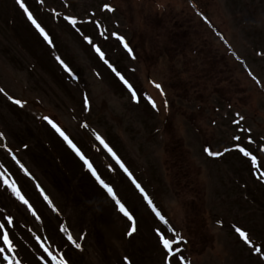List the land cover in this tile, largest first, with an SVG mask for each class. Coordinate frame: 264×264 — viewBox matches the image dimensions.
I'll return each mask as SVG.
<instances>
[{"label":"rangeland","instance_id":"1","mask_svg":"<svg viewBox=\"0 0 264 264\" xmlns=\"http://www.w3.org/2000/svg\"><path fill=\"white\" fill-rule=\"evenodd\" d=\"M262 173L264 0H0V264H264Z\"/></svg>","mask_w":264,"mask_h":264},{"label":"snow or ice","instance_id":"2","mask_svg":"<svg viewBox=\"0 0 264 264\" xmlns=\"http://www.w3.org/2000/svg\"><path fill=\"white\" fill-rule=\"evenodd\" d=\"M19 2H20V0H18V3H19ZM21 7H23V4H21ZM25 11H27V9H25ZM28 18H29L30 20H32V16H31L30 13H29V17H28ZM32 22H33L34 24L36 23L35 20H32ZM72 23L74 24L75 21H72ZM37 27L39 28V25H37ZM40 31H41V34L44 35L45 39H48V36H47V34H45V33L43 32V29H40ZM118 38L121 39V42L123 43V38H120V37H118ZM89 42H91V41H89ZM124 47H125L126 49H128L129 52H131V49L129 48V46H128L127 43H124ZM97 51H99V49H97ZM156 87L159 88L160 86H159V85H156ZM133 95L135 96V93H133ZM14 102H15V103H19V101H14ZM49 123H52V122L49 121ZM52 126H53L54 128H56V131L59 132L60 135L64 136V133H63L58 127H56L55 124H53ZM64 138H65L66 140L68 139L67 136H64ZM97 139H99V137H97ZM69 143H71V141H69ZM101 143H103L102 140H101ZM208 154H209V155H213L211 152H209ZM245 155H248V153L245 152ZM253 161H255V157H253ZM86 163H87V161H86ZM89 167L91 168V165H89ZM261 175L264 176V173H262ZM11 187H12V190H13V191L15 192V194L17 195V197H19L21 200H24L23 196L20 195V191H19V189H17V188L15 187V184L11 185ZM108 191L111 193V192H112V189L109 188ZM113 198H115L114 195H113ZM24 202L27 203L26 200H25ZM121 211L124 212L125 215H128V212L125 211L123 205H121ZM129 219H131L130 216H129ZM2 227H3V225H0V228H2ZM132 230L135 231V227H133ZM237 231L239 232L240 237H241L246 243H248V242H249V236H248V234H247L245 231H241V230H239V229H238ZM3 239H4V241H5L6 243L8 242V234H7V233L4 234ZM69 239H71V236H69ZM163 244H164V247H165L166 249H168L169 251H172V244L170 243L169 240L164 239V240H163ZM9 248H11V245H9ZM2 251H3V249H0V252H2ZM256 251H257V252H260L261 249H260V248H256Z\"/></svg>","mask_w":264,"mask_h":264}]
</instances>
